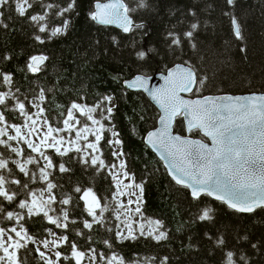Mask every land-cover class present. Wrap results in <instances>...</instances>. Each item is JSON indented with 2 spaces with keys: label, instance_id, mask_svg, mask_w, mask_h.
Masks as SVG:
<instances>
[{
  "label": "snow or ice",
  "instance_id": "1",
  "mask_svg": "<svg viewBox=\"0 0 264 264\" xmlns=\"http://www.w3.org/2000/svg\"><path fill=\"white\" fill-rule=\"evenodd\" d=\"M133 3L135 6L128 0H97L89 18L102 25L116 24L125 33L143 29L145 25L135 23L131 14L149 5L146 0H133ZM226 3L234 7L236 0H226ZM12 12L31 23L36 30L34 39L40 44L45 43L40 34H48L49 39L66 35L73 14L79 15L77 0H0V28L9 29L10 25L6 21L12 19ZM189 15L193 20L188 23L186 30L178 31L173 26L167 32L166 40L170 48H181L185 42L192 49L197 48L194 41L201 25L194 10L189 9ZM223 15L229 17L235 38L243 39L238 17L229 11ZM151 51L140 50L136 56L144 60ZM11 59V55L5 54L0 62ZM47 60L46 55H33L29 57L26 69L38 73ZM207 79L195 65L184 61L167 71L162 87L149 88L148 78L142 75L125 81V84L129 88L143 89L160 105L163 114L159 122L162 127L149 132L146 142L160 153L166 161L171 179L188 189L193 201L203 204L202 197H212L238 213L264 210V94L204 96L197 99H185L181 95L199 93ZM46 91L51 92L52 89L41 88L38 94L30 98L20 91L12 73L0 69V222H13L19 226V230L15 226H0V264H25L21 250L29 253L33 249L28 245H37L36 238L21 223L25 216L31 218L42 215L49 223L62 229H68L70 223L76 224L75 219L70 220V211L74 210L78 202L74 201L73 195L65 193L57 201L53 190L62 185L53 182L52 178L53 171L72 173V168L66 166V163L73 159H77L86 168L95 169L97 174L107 173L113 189L110 200L98 195L92 187L82 189L76 186L73 189L75 193L81 194L79 200L84 202V211L91 218L82 220V228L76 229L77 235H85L83 230L92 233L97 228H103L107 232H114L115 238L121 242L139 237H150L157 243L167 241L170 238L169 232L163 222L146 218L143 214L147 181L137 182L135 174L128 167V153L124 150L120 133L114 125L111 129L106 128L105 121L111 120L116 108L112 103L113 97L103 95L94 104L73 100L66 108L57 104L59 117L62 118L57 121L46 115L49 111L45 106L48 101ZM83 100L80 97V101ZM9 112L18 114L24 122H11ZM179 118L187 121L188 133L202 132L204 137L211 140V146L202 139L174 135L172 128ZM107 131L111 132L110 137L105 135ZM73 132L74 137L71 136ZM60 133H66L70 138L66 139ZM33 136L36 140L31 139ZM21 143L37 155L26 154V150L20 147ZM47 149H54L55 154L67 157L68 160L54 162L53 157L47 154ZM105 149H110L113 162H105ZM8 153L19 158L13 159ZM15 169L27 177L28 181L16 178ZM38 180L45 185L39 192L30 188V183ZM21 192H26L27 198L18 199ZM57 203L72 207L57 210L52 207ZM13 205L24 211L10 210ZM57 211L59 215L49 214ZM105 213L114 214L118 223L111 226L110 218ZM213 213V208L205 206L199 209L194 219L212 221ZM137 216L139 219H135ZM47 231L53 238H44L39 241V245L48 251L41 250L40 246L34 249L43 264H61L62 261H72L74 264H85V261L87 264H125V258L115 252L107 255L96 248H89L86 252L77 243L70 241L67 235L57 236L50 229ZM205 235L216 249L223 252L221 264H249L250 257L242 249H227V240L222 233L215 237L208 233ZM235 238L238 242L249 240L247 234ZM87 239L91 240V236ZM249 243L256 251L264 249V241ZM104 244L109 249L114 247L109 240H105ZM65 245L70 255L59 250ZM48 252H52V255H48ZM168 261L169 257L165 256L160 264H168Z\"/></svg>",
  "mask_w": 264,
  "mask_h": 264
},
{
  "label": "trees",
  "instance_id": "2",
  "mask_svg": "<svg viewBox=\"0 0 264 264\" xmlns=\"http://www.w3.org/2000/svg\"><path fill=\"white\" fill-rule=\"evenodd\" d=\"M103 1L107 0H100ZM96 2L77 0L79 15L73 14L67 34L51 39L48 34H40L45 39L43 44L35 41L36 30L30 22L16 16L14 12L10 13L12 19L6 21L10 25L9 29L0 28V58L9 54L12 59L0 62V69L12 73L20 91L30 98L38 94L41 88L52 89L51 92L46 91L48 101L45 106L49 109L46 115L57 121L62 119L57 104L65 108L73 100L94 104L101 96L111 95L116 108L111 120L105 121L106 128L111 129L114 125L120 133L124 150L128 153V167L135 174L137 182L147 181L142 207L144 216L161 220L170 238L160 243L150 237L121 242L115 238L114 232H107L103 228H97L92 233L83 230L85 235H77L76 229L82 228V220L91 218L84 211V202L79 200L81 194L75 193L73 189L76 186L82 189L92 187L98 195L108 197L109 200L113 190L107 173L97 174L95 169L86 168L77 159L66 163V166L72 168V173L53 171L52 177L53 182L62 185L53 190L57 201L65 193L73 195L74 201L78 202L74 210L70 211V220L75 219L76 224L70 223L68 229L57 228L42 215L31 218L25 216L21 223L36 239L50 240L52 236L47 231L50 229L58 236L67 235L83 251L96 248L107 255L115 252L125 258V264H160L165 256L169 257L168 264H221L223 252L214 247L205 233L213 237L222 233L227 240L228 250L242 249L250 257L249 264H264V249L256 251L249 243L264 241V210L241 214L210 197H202L203 204L193 201L189 190L177 185L169 177L162 163L145 145L146 134L158 125L159 111L146 95L128 91L123 85L137 75L163 74L176 64L189 61L208 77L204 88L192 95L194 98L264 93V0H236L234 7L227 5L226 0H146L149 7L139 8L131 14L135 23H143L145 27L134 29L130 34L112 27L99 26L92 21L89 13L94 11ZM128 2L135 6L133 0ZM189 9L197 13L201 25L194 41L197 48L192 49L188 42L181 48H170L166 34L173 26L178 31L186 30L188 23L193 20ZM226 11L238 17L243 39H236L233 35L229 17L223 15ZM149 49L152 51L146 59H138L137 51L147 52ZM41 54L48 57L42 70L38 73L29 72L26 69L29 57ZM80 97L84 100L80 101ZM21 119L17 116L13 123L22 124L17 122ZM175 130L176 133L186 135L183 118L178 119ZM60 135L68 136L66 133ZM74 135L73 132L71 136ZM105 135L110 137L111 132L107 131ZM190 135L206 140L201 132ZM21 145L26 154L31 153L24 143ZM47 154L57 163L68 160L67 157L55 154L54 149H47ZM113 160L110 149H105V162ZM15 171L16 178L28 181L18 170ZM43 187V181L30 183V188L37 192ZM25 198L26 192H21L18 199ZM205 206L213 208L214 219H194L199 209ZM52 207L58 210L72 206L57 203ZM10 210L24 211L15 205ZM49 214L60 213L57 211ZM105 216L110 218L111 226L118 223L114 214L105 213ZM11 225L16 224L4 221L5 227ZM16 227L19 228L18 225ZM245 234L249 237L248 241L236 240L237 235ZM89 235L91 240L87 239ZM105 240H109L114 247L107 248ZM28 247L33 249L34 245ZM66 249L67 245L59 250L70 255V250ZM34 253L31 251L24 256L26 264L38 260ZM63 262L74 264L72 261Z\"/></svg>",
  "mask_w": 264,
  "mask_h": 264
},
{
  "label": "water",
  "instance_id": "3",
  "mask_svg": "<svg viewBox=\"0 0 264 264\" xmlns=\"http://www.w3.org/2000/svg\"><path fill=\"white\" fill-rule=\"evenodd\" d=\"M103 2H107V1H103ZM95 6V5H94ZM95 10V9H94ZM134 20V19H133ZM95 22V21H94ZM97 25L99 26H103V27H112V28H115V29H118L120 30L122 33L124 34H130V33H125L123 32V30L118 27V25L116 24H109V25H102V24H99L98 22H95ZM173 68V67H172ZM171 69V68H170ZM167 75V72L166 73H163V74H155L153 76H145L148 78V87L149 88H153V87H162L164 85V76ZM143 76V75H142ZM136 77V76H135ZM134 77V78H135ZM134 78L130 79V80H127V81H131L133 80ZM124 85V88L127 89L128 91H131V92H140V93H143L144 95H146V97L150 100V102L157 108V110L159 111L160 113V116L163 114L162 113V109L160 108V105L154 100L152 99V97L149 95L148 92L144 91L143 89H140V88H129L127 87V85L125 84V82L123 83ZM253 94H256V95H260V94H264V93H249V94H242V95H231V94H225V95H230V96H233V97H236V96H249V95H253ZM181 95L185 98V99H197V98H194L192 97L193 94H189V93H181ZM219 96H223V95H219ZM213 97H216V96H213ZM198 98H203V97H198ZM160 117H159V120H158V125L156 127V129L150 131V132H153V131H156L158 129H160L162 127V125L160 124ZM185 122V125H186V128H187V121H184ZM177 123V122H176ZM176 123L173 125V128H172V132L174 135H180V136H183V137H187L189 139H198V138H193L191 137L190 133H186V135H181L179 133H176V130H175V126H176ZM149 133V132H148ZM148 133L146 134L145 136V145L149 148V150L157 157V159L162 163L163 167L165 168V170L167 171L168 173V170H167V166H166V161L163 160L161 158V155L160 153L155 149L153 148L151 145H149L147 142H146V138L148 136ZM201 134L203 135V133L201 132ZM206 140H203V142L205 143H208L209 146H211V140L207 137H205ZM169 175V173H168ZM169 177L171 178V176L169 175ZM180 186V185H179ZM211 199L215 200L214 198L210 197ZM217 201V200H215ZM220 202V201H219ZM227 206V205H226ZM233 210V209H232ZM234 211V210H233ZM241 214H251V213H241Z\"/></svg>",
  "mask_w": 264,
  "mask_h": 264
},
{
  "label": "flooded vegetation",
  "instance_id": "4",
  "mask_svg": "<svg viewBox=\"0 0 264 264\" xmlns=\"http://www.w3.org/2000/svg\"><path fill=\"white\" fill-rule=\"evenodd\" d=\"M8 115H9V117H10V119H11V122H15V121H13V119L15 118V117H17L18 116V114H16V113H12V112H9L8 113ZM22 118V117H21ZM17 122H24V120H23V118L21 119V121H17ZM21 147V146H20ZM8 155L9 156H11V157H13L14 159H18L19 157H16L14 154H11V153H8ZM10 166H12L13 168H15V166L14 165H10ZM16 170H18V169H16ZM0 226H4V221L3 222H0ZM13 226H15V225H11L10 227H13ZM14 235V234H13ZM58 236V235H57ZM53 237H51L50 238V240L52 239ZM37 240V245H34V247H33V251L35 252V247H37V246H40L41 247V245H39V239H36ZM30 245V244H29ZM41 250H43V251H48V250H46V249H43L42 247H41ZM53 251H55V249H53ZM0 254H2V253H0ZM21 254H22V256H23V259H24V262H25V264H26V257H24L27 253H24V250H21ZM24 254V255H23ZM48 255H52V252H48ZM34 256L38 259L37 261H34V263H32V264H43V261L40 259V257H39V255H38V253H34ZM53 259H55V257L53 256L52 257ZM65 262H67V261H65ZM61 264H65L63 261L61 262ZM85 264H87V261H85Z\"/></svg>",
  "mask_w": 264,
  "mask_h": 264
},
{
  "label": "rangeland",
  "instance_id": "5",
  "mask_svg": "<svg viewBox=\"0 0 264 264\" xmlns=\"http://www.w3.org/2000/svg\"><path fill=\"white\" fill-rule=\"evenodd\" d=\"M35 111H36V109H35ZM34 111V112H35ZM12 134H14V132L12 133ZM69 137L68 136H66V139H68ZM31 139H33V140H36V137H31ZM38 142V141H37ZM81 144L83 145V142H81ZM26 145V144H25ZM20 146H22L21 144H20ZM27 146V145H26ZM65 147H67L68 145H64ZM125 183H127V181H125ZM45 195H47V193H45ZM125 200H126V198H125ZM143 202H144V200H143ZM133 207H134V205H133ZM142 207H143V205H142ZM122 219H123V217H122ZM135 219H139V217L137 216V217H135ZM134 226V225H133ZM15 227H16V225H15ZM148 226L146 225V228H147ZM10 228V227H9ZM18 230H19V228H17ZM42 247V246H41Z\"/></svg>",
  "mask_w": 264,
  "mask_h": 264
}]
</instances>
